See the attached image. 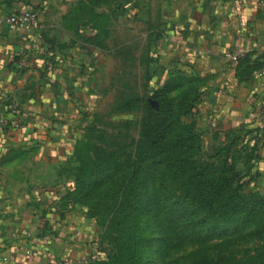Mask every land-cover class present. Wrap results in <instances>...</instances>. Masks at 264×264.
<instances>
[{"label":"crops","instance_id":"obj_1","mask_svg":"<svg viewBox=\"0 0 264 264\" xmlns=\"http://www.w3.org/2000/svg\"><path fill=\"white\" fill-rule=\"evenodd\" d=\"M74 1L0 0V17L25 8L40 15L35 29L0 25V93L19 107L18 125L0 130V264H52L95 248L93 219L61 203L73 185L62 169L117 45L100 47L86 40L90 28L63 26ZM121 17L111 30L141 33L145 47L152 37L160 60L206 78L199 123L257 129L264 181V0H132Z\"/></svg>","mask_w":264,"mask_h":264},{"label":"rangeland","instance_id":"obj_2","mask_svg":"<svg viewBox=\"0 0 264 264\" xmlns=\"http://www.w3.org/2000/svg\"><path fill=\"white\" fill-rule=\"evenodd\" d=\"M122 20L117 15L111 16L108 21V32L102 42L106 47L107 44L117 47L110 51V58L104 62L101 92L95 98L92 109L82 117L67 165L62 169L69 175L74 174L83 162L81 158L86 155L88 161L98 165L101 173L110 172L136 159L145 143L142 124L148 106L154 110L158 108L157 100L151 97L152 91L161 88L173 71L182 70L185 81L181 90L176 89L168 95L173 105L181 100V96L190 105L196 88L203 90L206 84L196 76L189 78L193 72L189 73L173 60H160L152 37L145 47L141 33L131 36L123 28L111 30L110 26L115 22L121 24ZM189 89L192 90L191 94L184 92ZM196 106L188 117L171 116L173 129L167 139L173 136L175 130L190 127L200 141L196 157L202 164L214 165H220L227 156V146L230 145L233 151L228 157L234 155L236 159L240 146L250 145L245 137L235 140L232 145L231 138L228 134L225 136L223 130L199 123ZM179 111L182 112V109L176 112ZM79 143L82 144L79 146ZM75 145L82 155L73 154ZM244 155L240 157L241 161L245 160ZM254 163L255 160H245V165L250 167L242 174L246 176L244 191L254 193L256 202L243 212L225 218L219 209L210 206L211 202L204 194H200L184 177L176 175L171 167L162 165L152 170L145 180V192L142 193V180L140 185L135 186L136 197L128 203L127 209L131 210V215L126 222L133 232L142 231L149 240L145 245H136V249L140 250L135 254L133 264L264 262V181L257 177V165ZM227 165L230 164L225 163ZM124 190L122 184H106L97 188L88 204H75L86 217L93 219L96 231L93 251L98 255L93 261L114 252L107 226ZM257 196L260 201H257ZM145 204L147 210L143 209ZM93 212L95 215L90 216Z\"/></svg>","mask_w":264,"mask_h":264},{"label":"trees","instance_id":"obj_3","mask_svg":"<svg viewBox=\"0 0 264 264\" xmlns=\"http://www.w3.org/2000/svg\"><path fill=\"white\" fill-rule=\"evenodd\" d=\"M131 1L75 0L68 13L63 17V26L67 29L90 28L86 40L104 47L102 40L108 32V21L111 16L123 15ZM44 43H47L46 39H44ZM183 75L182 70L173 71L161 88L152 91L151 97L157 100L158 108L154 110L148 106V113L142 124L145 143L136 159L124 166L116 167L110 172L101 173L98 165L88 161V155H86L83 159L81 158L83 162L78 165L74 174L70 175L74 183L71 189L61 198V203L64 205H86L92 199V194L97 188L106 184H122L125 186L121 200L107 226V230L111 234L110 240L114 252L101 260H92L86 264H133L136 258L135 254L140 250L136 249V245H145L149 240L144 237L142 231L137 232L135 230L133 232V228L126 222V219L131 215V210L127 209L128 203L136 197L135 186L140 185L139 182L142 180H144L142 193L145 192V180L148 174L159 166L167 165L171 167L176 175L184 177L186 181L192 183L194 188L200 194H204L211 202L210 206H214L222 212L224 218L241 213L256 202L254 193L244 191V178L246 176L242 174L250 167L248 164L245 165V160L251 162L255 160L257 177L261 175L259 168L261 161L260 136L255 127L249 130H224L222 132L225 136L228 134L232 140V145L235 140L244 137L250 141V145L240 146L239 156L237 155L236 159L234 155L228 157L231 146H227L229 148L227 149V156L222 159L220 165L202 164L196 157L200 141L193 134L190 127L181 131L175 130L173 136L167 139L173 129L171 116H190L192 108L198 104L202 93L200 87H197L190 105L186 104L182 96L181 100L173 105L168 95L172 91L181 90L185 86ZM191 76H196V79L198 78L201 82L206 81V78L195 73L189 75V78ZM184 92L191 94L192 90L189 89ZM178 109H182V112H176ZM81 144L77 145L80 146ZM77 145L73 148V150L75 149L73 154L82 155V151L77 150ZM244 153L245 160L241 158L244 160L241 161L240 157ZM225 163L230 165L226 167ZM98 176H100L99 180H97ZM257 201H260L259 196H257ZM143 209L147 210V204L143 206ZM93 215H95L94 212L90 216ZM258 264H264V262Z\"/></svg>","mask_w":264,"mask_h":264},{"label":"built area","instance_id":"obj_4","mask_svg":"<svg viewBox=\"0 0 264 264\" xmlns=\"http://www.w3.org/2000/svg\"><path fill=\"white\" fill-rule=\"evenodd\" d=\"M23 2H28L30 0H21ZM0 25H5L11 29H24L38 28L40 25V15L38 11L32 8H25L18 15H8L5 17H0ZM37 42H42V39L37 36ZM239 56L238 51H234L227 55L229 60L234 63ZM25 64V59H21L19 61V65L23 66ZM19 107L17 102L11 98L7 93H0V130H3L7 127L15 128L18 125L17 115H18ZM98 255L92 251L90 254H87L78 258L71 259H62L58 260L52 264H86L94 259H96Z\"/></svg>","mask_w":264,"mask_h":264}]
</instances>
